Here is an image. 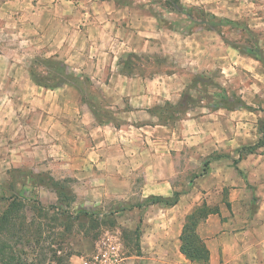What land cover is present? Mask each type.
I'll return each mask as SVG.
<instances>
[{
    "label": "crops",
    "instance_id": "1",
    "mask_svg": "<svg viewBox=\"0 0 264 264\" xmlns=\"http://www.w3.org/2000/svg\"><path fill=\"white\" fill-rule=\"evenodd\" d=\"M131 2L0 0V52H4L0 83H32L28 69L22 67L26 64L19 65L23 69L19 75V66L10 61L18 56L55 59L74 78L53 90L32 88L37 97L26 85L27 93L19 95L20 100L33 98L25 115L39 134L40 140L34 136L35 144L46 148L47 160L41 167L57 179H74L80 198L93 204H120L129 195L143 196L141 202L150 196L170 197L176 190L174 180L190 178L192 162L197 158L200 165L203 157L209 162L203 177H217L232 196H257L256 211L237 233L222 232L230 221L221 224L214 215L209 217L207 231L217 227L222 232L206 241L209 264H264V155L235 157L242 145L237 139V111L226 114L202 107L180 121L166 118V110L171 114L169 107L185 95L187 72L196 67L177 59L176 54L188 53L187 39L161 25L162 17L150 0ZM204 48L200 41L193 44L196 56ZM165 52L176 57L173 64L160 57L152 61L180 72L158 69L147 73L140 71L144 68L140 60L132 65L136 69L128 62L131 56L165 57ZM184 67L187 70L182 71ZM19 119L17 113L10 118L15 128ZM30 144L26 140L23 146ZM225 151L237 158V166L224 156L209 159ZM180 198L175 207L184 199ZM242 203L237 207L247 202ZM182 230L183 226L173 243L179 251Z\"/></svg>",
    "mask_w": 264,
    "mask_h": 264
},
{
    "label": "rangeland",
    "instance_id": "2",
    "mask_svg": "<svg viewBox=\"0 0 264 264\" xmlns=\"http://www.w3.org/2000/svg\"><path fill=\"white\" fill-rule=\"evenodd\" d=\"M119 3L132 2L119 0ZM150 4L161 15V25L166 30L174 29L183 34L179 38L187 39L188 53L176 54L177 59L196 67L195 71H186L189 82L185 95L181 102L169 107L171 114L166 110V118L180 121L187 113H196L202 107L224 110L226 114L237 111V139L242 145L235 157L247 153L264 155V0H150ZM181 10L190 13L191 18ZM199 41L205 45V51L196 56L193 44ZM165 53V57L158 53L157 56H131L128 62L136 69L132 65L140 60V65L144 66L140 71L147 73L158 69L180 72L152 61L160 57L173 64L176 57L171 52ZM193 57L199 60L194 62ZM10 61L18 66L26 64L22 67L28 69L33 81L30 84L0 83V195L5 197L0 200V216L14 198L23 205L12 224L13 233L18 232L21 242H16L17 239L9 235L10 231L4 230L0 243H10L27 262L192 264L173 243L187 217L197 209L202 210L196 212L191 224L198 241L207 249V240L222 232L237 233L249 222L257 208V196H232L230 188H224L217 177H203L209 169V162L203 157L200 165L197 158L192 162L190 178L179 177L173 182L176 188L173 195L177 192L184 197L179 207H175L177 204L172 207L148 204L149 198L141 202L143 196L139 194L127 196L120 204H93L87 198H80L75 193L74 179H57L41 167V162L47 160L46 148L35 144V138L40 140L39 134L32 130L35 126L25 115L26 106H33V98L26 101L19 98L20 93H27L26 85L31 87L30 92H34L32 88L53 90L63 81H74L73 76L65 73L55 59L27 60L18 56ZM7 63L6 60L5 65ZM21 66L17 68L19 75L23 73ZM34 93L37 97V92ZM16 113L20 119L15 128L10 118ZM253 125L256 126L254 132ZM26 140L34 146H23ZM223 156L234 161L233 167L237 166V158L228 151L215 152L209 159ZM60 190L66 195L63 199L59 198ZM244 201L246 205L237 207V203ZM237 214L241 215L239 219ZM211 215L221 220V224L229 221L230 224L222 232L217 227L207 231ZM33 240H40V245H34ZM170 255L172 257L168 258Z\"/></svg>",
    "mask_w": 264,
    "mask_h": 264
},
{
    "label": "trees",
    "instance_id": "3",
    "mask_svg": "<svg viewBox=\"0 0 264 264\" xmlns=\"http://www.w3.org/2000/svg\"><path fill=\"white\" fill-rule=\"evenodd\" d=\"M181 12L186 13L185 10H181ZM187 16H191L190 13H186ZM191 18V17H190ZM58 185V184H57ZM60 186V185H59ZM59 189H62L60 187ZM59 198L63 199L65 198V193L60 190ZM62 196H64L62 198ZM180 194L175 192L172 197H161V196H152L148 199V204H160L163 206L172 207L175 206L179 202ZM5 197L0 195V200H4ZM19 201L14 198L8 205V208L6 212H4L0 216V234L5 230L10 231L9 235L13 236V238H16V242H21L20 238H17L18 232L13 233L12 224L14 221L15 215L18 214V212L21 211V208H23V205H20ZM200 211L202 209H197L195 213L189 215L187 217V222L185 223L182 233L180 235V251L183 254V256L192 264H209L210 261V253L207 247L203 246L198 241V235L196 233V230L193 228V224H191V221L194 222L196 212ZM16 229V228H15ZM40 240H33L34 245H40ZM28 260L26 258H23L21 254L18 252L16 253V248L14 246L10 245V243H0V262L1 264H34V262H27Z\"/></svg>",
    "mask_w": 264,
    "mask_h": 264
}]
</instances>
